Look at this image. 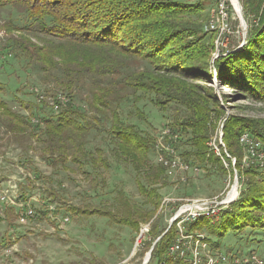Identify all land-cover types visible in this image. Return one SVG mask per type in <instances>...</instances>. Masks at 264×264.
I'll return each instance as SVG.
<instances>
[{
    "label": "trees",
    "instance_id": "obj_1",
    "mask_svg": "<svg viewBox=\"0 0 264 264\" xmlns=\"http://www.w3.org/2000/svg\"><path fill=\"white\" fill-rule=\"evenodd\" d=\"M243 4L246 10L244 14H253L257 22L249 27L245 45L216 60H212L214 36L203 31L205 20L200 2L0 0V9L18 7L23 10V23L22 20L16 22L12 18L9 20V30L38 34L65 44L54 48V51L49 50L36 56L35 61L31 53L26 52L28 48L21 47L15 41L13 45L31 59L42 74L48 75L44 72L58 69L60 75L50 77L49 80H53L59 88L68 90L69 95V90L84 81L97 87L99 93L93 96L94 100L89 105L95 113L101 111L100 107L105 111L112 108L111 101H108V78L121 76L123 68L120 63L135 59L145 64L147 70L132 74V78L131 75L125 76L121 84L133 93L153 97L150 102L157 108L175 103L184 110L185 117L176 121L174 127V130L189 135L186 145L191 151H184V160L188 163L194 157L201 165L208 163L220 172H225L223 164L226 163L230 168V159H235L234 169L243 182L238 200L223 210L216 222L198 220L187 227L189 233L206 230L222 237L230 231L242 232L248 229L251 234L257 230L264 231V168H241L242 152L238 151L242 134H250L264 144V124L244 123L234 119L227 121L222 129L224 147L219 148L220 156H217L208 147V141L215 123L213 118L218 119L221 112L216 109L211 90L205 91L200 84L190 81L209 83L214 70L215 80L233 89L237 93L236 97L264 103V0H244ZM53 57L60 62H55ZM67 100L59 113L36 124L39 128L32 126L25 117L11 115L14 120L12 125L5 126L7 138L14 144H20L24 153L33 150L34 146L39 147L41 156L47 158L53 169L64 167L68 161L81 166L78 157L85 154V139L90 126L82 125L86 115L70 104L69 98ZM36 102L41 109L42 100L37 99ZM19 104L23 110L32 109L37 112L36 106L29 108L26 104ZM0 110L10 112L1 101ZM109 120L115 160L129 163L137 176L147 177L151 185L164 183V176H167L165 168L159 164L153 168L149 165L151 139L142 135L134 126L124 125L115 110ZM30 127L38 129L30 135L39 143L33 138L30 140L33 143L29 141L26 129ZM16 137L25 139L23 145ZM88 153L87 160L91 168L103 166L107 169L108 163L100 150ZM152 189L147 190L138 181V191L146 203L152 206L150 211L131 204L120 195L115 200L113 211L108 212V217L107 212H101L100 215L110 221L117 219L115 223L128 226L137 234L142 226L149 225L145 253L167 229L158 230V225H154L160 220L159 216L153 219L159 206V195ZM78 213L88 217L96 215L93 210ZM175 226L174 222L155 244L148 264H171L166 254L176 237Z\"/></svg>",
    "mask_w": 264,
    "mask_h": 264
},
{
    "label": "rangeland",
    "instance_id": "obj_2",
    "mask_svg": "<svg viewBox=\"0 0 264 264\" xmlns=\"http://www.w3.org/2000/svg\"><path fill=\"white\" fill-rule=\"evenodd\" d=\"M174 1L200 2L203 6L204 25L209 20L210 12L215 8L216 2V0ZM243 3L244 0H237L236 3L239 18L231 9L229 11L230 34L225 37L222 46L215 48L217 42L214 36L212 60L226 56L246 44L248 29L257 21L253 14L245 15ZM23 17L21 8L0 9V101L10 109V112L0 110V189L6 188L7 198L14 197L16 204L27 202L28 198L35 196L36 201H32L31 206L26 205V208L28 206L33 209L35 215L24 224H20L16 217L12 216L8 221L9 224L2 225L3 219L0 217V264H143L151 249L145 253V244L148 241L146 230L149 225L141 228L142 237L140 238L139 234L128 226L115 223L117 219L110 221L107 218L108 212L113 211L116 198L121 195L131 204L150 211L152 206L140 195L138 181L140 180L147 190L153 188L152 190L159 195L157 200L159 206L153 219L160 217L154 225H158V230H161L166 228L170 219L173 218L179 202L183 204L190 200L222 194L229 178L233 177L230 172L231 167L228 168V165L224 163L225 172H220L217 167L213 168L208 163L201 165L194 157H191L188 163L199 168L197 175L192 172H174V170L165 169L167 174L164 176L165 184L156 186L151 185L147 177H138L129 163L121 162V159L116 161L114 158L115 149L109 129V118L112 112L114 110L117 112L124 125L134 126L142 135L151 139L149 165L153 168L158 164L161 165L159 160H156L158 150H155V143L164 130H169L172 133L171 136L174 134L177 136L175 141H171H174L172 145L182 161H185L182 156L184 151H191L186 145L189 135L174 130L175 122L185 117L184 110L175 103H170L161 109L157 108L150 102L153 97L147 98L139 92L133 93L121 84L125 76L131 75L132 78V74L147 70L143 62L134 59L120 63L123 68V71H120L121 76L108 78L110 90L108 101H111L112 108L105 111L100 107V112L91 111L89 105L93 96L99 93L97 87L95 88L89 81H84L69 90V95L68 90L59 88L53 80H49L50 77L60 75L58 69L44 72L50 74L49 76L42 74L33 61L25 57L13 45L15 41L21 47L28 48L26 52L31 53L34 61L40 54L49 50L54 51V48L65 45L54 38L33 33L13 32L8 29V24H11L10 19L15 18L16 22L22 20L23 23ZM53 59L57 63L60 62L56 57ZM212 73V81L209 83L190 81L200 84L205 91L210 89L215 98L216 109L221 112L218 119L213 118L215 123L212 136L208 141L211 151L213 145L224 147L222 129L230 119L241 120L240 122L244 123L264 124V103L236 97L237 93L233 89L215 80L214 70ZM58 92H62L61 96L69 98L70 104L86 115L82 125L90 126L85 139V154L78 157L81 166L68 161L64 167L53 169L49 166L47 158L44 159L41 156L39 147L34 146L33 150L24 153L21 151V145L10 142L5 132V126H11L14 121L11 117L13 114L25 117L32 126L39 128L34 120L43 123L44 119H50L56 115L52 112V105L57 104L55 96L59 95ZM37 99L42 100L41 109L37 107ZM130 100L132 101L129 102ZM19 103L26 104L29 108L36 106L37 112H33L32 109V111L23 110ZM34 127L26 129L30 136L28 139L30 141L33 138L36 143H39L34 136L30 135L34 130H38ZM16 138L23 145L25 139ZM168 141H170L169 137L166 136L165 142ZM239 147L238 151L241 150L243 158L244 153L240 144ZM96 149L102 152V157L107 161V169L103 166L93 169L89 165L88 152L93 154ZM236 180L242 189L243 182L238 177L237 171ZM9 182L13 188L15 184V189L9 188ZM0 207H4V204H0ZM74 210L77 212L74 213ZM82 210H93L96 215L90 217L80 215L78 211L82 212ZM101 212H107V217L100 216ZM65 219H67L66 222H64ZM198 220L217 221L216 218L199 217L186 226ZM10 232L12 233L9 236ZM195 232L190 234H196ZM203 233L208 237L209 247L210 243H217L218 249L223 252L255 253L264 257V231L257 230L252 234L248 229L242 232L230 231L222 237L212 235L206 230H203ZM197 234L202 235V232Z\"/></svg>",
    "mask_w": 264,
    "mask_h": 264
},
{
    "label": "built area",
    "instance_id": "obj_3",
    "mask_svg": "<svg viewBox=\"0 0 264 264\" xmlns=\"http://www.w3.org/2000/svg\"><path fill=\"white\" fill-rule=\"evenodd\" d=\"M236 3L237 0H217V8H218L217 22H212L211 27L205 28V33L207 34H212L215 32V30H222V43H220L219 47L223 45V41L225 37L230 34V24H229L230 9L233 11V13L236 14L237 18H239V10L238 8H236ZM239 21L241 22V20ZM61 95L62 94L56 96L55 100L57 104L52 105L53 107L52 112H54L55 114L59 112L60 109L59 104L61 103L60 107H62V105L64 103H67L68 101L64 96ZM52 102L54 103V100ZM34 121L35 124L41 123L36 120ZM165 133L166 130H164L161 133V136L158 138L157 142L155 143L156 144L155 150H160V158H156V160H166V157H173L174 172H192L194 175H197V173H199V168L192 166L189 163H186L185 161H181L180 155H173L172 144L174 141L165 142ZM174 140H175V134H174ZM240 142H242V149L248 150V157L242 158L241 168L258 169L259 159L264 158V144L256 140L249 134H242L240 137ZM220 147H222V145L221 146L213 145L212 147L213 153L216 154L217 156H220L219 154ZM230 161H231L230 169L232 170L233 177L229 178L225 191L222 194L210 198L190 200L183 204L182 202H179L178 207L175 209L174 216L172 219H170L168 225L170 222L171 225L175 222L177 233L175 239L169 245V249L166 255L167 257H171V260H174V264H175V259L192 260V264H204L205 262H212V264H264V257L258 254H255L254 256H247V253L246 254L240 253L239 259H231V253L220 251V249H218V247H216L215 244H211V243H210V247H203L202 251H194V244H189V237H186L184 232V225H186V223L189 221V218L193 217L194 214L216 212V207L227 206L240 193L238 180H236V170L234 169L235 161H232V158L230 159ZM1 197H8L6 196V188L0 189V198ZM13 199L10 198V205H8L7 207H15L17 209L18 222L20 224H24L26 221L34 217V216H28V212H26L27 204L24 203L16 204V202ZM7 207H0V216L2 215L4 208ZM66 221L67 219L64 220V222ZM169 228L167 226V229L165 231L167 232ZM148 230L149 228L146 230L147 233ZM139 237L140 238L142 237V229L140 230ZM202 238H208V237L202 232V235L196 237V242H200Z\"/></svg>",
    "mask_w": 264,
    "mask_h": 264
},
{
    "label": "bare ground",
    "instance_id": "obj_4",
    "mask_svg": "<svg viewBox=\"0 0 264 264\" xmlns=\"http://www.w3.org/2000/svg\"><path fill=\"white\" fill-rule=\"evenodd\" d=\"M214 4H215V8L210 12L211 13L210 14V18H209V20L207 21V23L203 27V31L204 32H205V28L211 27L212 22H217V19H218L217 0H216V2ZM211 35L216 36V42H217V44H216V47L215 48H218L219 45H220V43H222V30H215V32L212 33ZM216 52H217V50H216ZM217 55H218V52H217ZM171 135H172V133L169 130H166V136L169 137V140H170L168 142H172L171 140H174V136H171ZM176 138H177V136H175V140H176ZM239 144L242 147V142H240V139H239ZM172 153H173V155H179L175 151L174 146H172ZM243 153H244V157H248V150H243ZM158 158H160V150H158ZM232 161H235V160L232 159ZM159 163L165 169H167V170L168 169L170 171H173L174 170V167H173V157H166V160H159ZM263 168H264V158L263 159H259V164H258V169L259 170H261ZM8 185H9V188L11 190L15 189V187H16L15 184H14V188H13L11 182H9ZM238 196H239V194H238ZM238 196H236L235 199H233L230 202V204H232L235 201H237ZM0 204H4V207H6V206L10 205V199L7 198V197H1L0 198ZM230 204H228L227 206H223L224 209H222V207H216V212H206V213H203V214H194L193 217H190L189 218V221L186 224L191 223L192 221H194L196 218H199V217H210L212 219H214V218L217 219V217L219 216V214L223 210L229 208V205ZM26 212H28V216H34V211L31 210L28 207L26 208ZM200 219H204V218H200ZM186 228H187V226L184 225L185 235H186V237H189V244H194V251H202L203 250V247H209L207 238H202L200 240V242H196V237L197 236H200V235L197 234L198 232H195L196 234H194V233L193 234H190ZM168 249H169V247H168ZM168 249H167V252H168ZM254 255H255V253L247 254V256H254ZM239 257H240V254L231 253V259H239ZM168 259L171 260V257H168ZM171 264H174V260H171ZM175 264H192V260L175 259ZM204 264H212V262H205Z\"/></svg>",
    "mask_w": 264,
    "mask_h": 264
},
{
    "label": "crops",
    "instance_id": "obj_5",
    "mask_svg": "<svg viewBox=\"0 0 264 264\" xmlns=\"http://www.w3.org/2000/svg\"><path fill=\"white\" fill-rule=\"evenodd\" d=\"M35 199H36V197L32 196V197L28 198L27 202H23V203L24 204H29L31 206L32 201H36ZM28 208H30V207H28ZM30 209L33 210L32 208H30ZM34 215H35V213H34ZM12 216L16 217V220L18 221V211H17V209L15 207L4 208V210L2 212V215L0 216L1 219H3L1 221V224L2 225H5L6 223L9 224L8 221L11 220ZM11 233L12 232H10L9 236L11 235Z\"/></svg>",
    "mask_w": 264,
    "mask_h": 264
},
{
    "label": "water",
    "instance_id": "obj_6",
    "mask_svg": "<svg viewBox=\"0 0 264 264\" xmlns=\"http://www.w3.org/2000/svg\"><path fill=\"white\" fill-rule=\"evenodd\" d=\"M170 225H171V222L169 223L168 228L170 227ZM165 233H166V231L155 240V242L153 243V245H152V247H151V249L149 251V254H147V256L145 257L143 264H147L149 262L150 252L153 250L155 244L165 235Z\"/></svg>",
    "mask_w": 264,
    "mask_h": 264
}]
</instances>
